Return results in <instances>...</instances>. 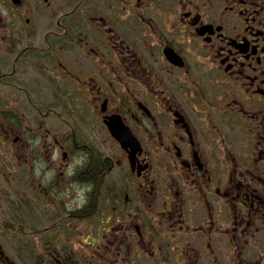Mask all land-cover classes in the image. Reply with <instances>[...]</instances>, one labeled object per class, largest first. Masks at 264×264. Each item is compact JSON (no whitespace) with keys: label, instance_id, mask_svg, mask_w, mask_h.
I'll use <instances>...</instances> for the list:
<instances>
[{"label":"flooded vegetation","instance_id":"obj_1","mask_svg":"<svg viewBox=\"0 0 264 264\" xmlns=\"http://www.w3.org/2000/svg\"><path fill=\"white\" fill-rule=\"evenodd\" d=\"M9 152L0 264H264V0H0Z\"/></svg>","mask_w":264,"mask_h":264},{"label":"rangeland","instance_id":"obj_2","mask_svg":"<svg viewBox=\"0 0 264 264\" xmlns=\"http://www.w3.org/2000/svg\"><path fill=\"white\" fill-rule=\"evenodd\" d=\"M22 159L23 158L18 159L16 165L12 166L10 162L12 161V156L9 152V170L2 169L4 174L2 176L0 175V188H2V194H0V217H5L9 214L10 219L12 213L14 212L12 202L18 203V201H20L23 191L25 190L24 183L27 182V179L35 184L37 182L38 172L34 171L28 175L27 169L24 168L22 164ZM6 182H9V185H7ZM5 194L9 197V202L7 200L6 202L4 201L6 198Z\"/></svg>","mask_w":264,"mask_h":264},{"label":"trees","instance_id":"obj_3","mask_svg":"<svg viewBox=\"0 0 264 264\" xmlns=\"http://www.w3.org/2000/svg\"><path fill=\"white\" fill-rule=\"evenodd\" d=\"M7 196V195H6Z\"/></svg>","mask_w":264,"mask_h":264}]
</instances>
